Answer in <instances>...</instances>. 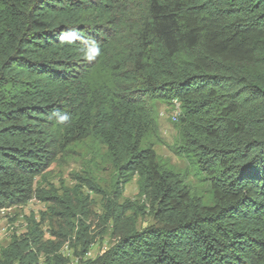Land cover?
I'll list each match as a JSON object with an SVG mask.
<instances>
[{
  "label": "trees",
  "instance_id": "16d2710c",
  "mask_svg": "<svg viewBox=\"0 0 264 264\" xmlns=\"http://www.w3.org/2000/svg\"><path fill=\"white\" fill-rule=\"evenodd\" d=\"M174 100L173 150L211 203L156 152L157 103ZM86 140L115 170L117 240L85 264H264V0H0V210L45 202L61 243L78 221L80 257L89 198L36 184ZM135 176L153 220L141 229L120 202ZM45 244L36 229L15 237L0 264H35Z\"/></svg>",
  "mask_w": 264,
  "mask_h": 264
},
{
  "label": "rangeland",
  "instance_id": "374dc122",
  "mask_svg": "<svg viewBox=\"0 0 264 264\" xmlns=\"http://www.w3.org/2000/svg\"><path fill=\"white\" fill-rule=\"evenodd\" d=\"M157 111L163 141L155 145L156 152L177 170H191L187 176L189 182L203 192L207 203H211L212 198L207 192V184L203 177L193 170L191 160L177 155L173 150L179 139L173 117V105L159 102ZM105 152L106 148L101 147V151L95 153L89 140L77 144L69 154L52 164L44 176H39L36 184L45 191L56 190L63 193L68 189L75 197L89 198L92 213L86 219L81 216L93 242L89 252L84 257L79 255L81 243L78 239L80 229L78 221L73 236L61 243V239L51 233L52 228L53 231L60 229L56 219L52 220L51 207L34 198L23 206L0 210V257L3 249L7 248L15 237L26 235L35 229L44 234L46 242L45 246L36 252L35 264H48L46 263L48 258L51 264H85L87 260L95 259L111 247L117 239L107 210L108 202L114 199L115 170L104 156ZM90 184L96 185L99 193L91 190ZM126 200L134 205L128 215L137 220L139 229L153 222L151 214L148 213V206L139 194L138 176L126 184L120 202ZM56 256H61V259H55Z\"/></svg>",
  "mask_w": 264,
  "mask_h": 264
},
{
  "label": "clouds",
  "instance_id": "9594fccd",
  "mask_svg": "<svg viewBox=\"0 0 264 264\" xmlns=\"http://www.w3.org/2000/svg\"><path fill=\"white\" fill-rule=\"evenodd\" d=\"M73 37H78L77 32L74 30H69L66 33H62L61 36L59 37V39L61 42L67 41V42L71 43L72 39H70V38H73ZM80 38L83 39V37H80ZM100 54H101L100 46L95 41H92L91 45L84 52L85 59H87L88 61H93ZM172 104H173V109H174L173 117H174V120L177 121L180 114H181V109H180V114L176 117V115H175V107H176L175 102H173ZM179 104H180V102H179ZM53 115L56 117L57 121L61 124H63L64 122H66L70 119L69 114L67 112L54 111Z\"/></svg>",
  "mask_w": 264,
  "mask_h": 264
},
{
  "label": "bare ground",
  "instance_id": "6f19581e",
  "mask_svg": "<svg viewBox=\"0 0 264 264\" xmlns=\"http://www.w3.org/2000/svg\"><path fill=\"white\" fill-rule=\"evenodd\" d=\"M173 102H175V115L176 117L180 114V104H179V101L178 100H174Z\"/></svg>",
  "mask_w": 264,
  "mask_h": 264
}]
</instances>
